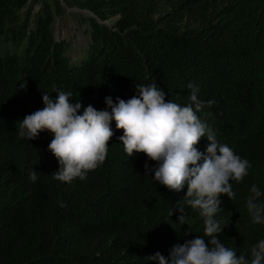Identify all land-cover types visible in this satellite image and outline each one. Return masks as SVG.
<instances>
[{
    "label": "trees",
    "instance_id": "obj_1",
    "mask_svg": "<svg viewBox=\"0 0 264 264\" xmlns=\"http://www.w3.org/2000/svg\"><path fill=\"white\" fill-rule=\"evenodd\" d=\"M69 8L91 15L70 13L88 35L75 56L53 37ZM153 83L182 106L188 84L198 87L201 120L251 164L243 181H231L235 198L221 197L218 239L237 255L264 239V224L246 209L252 185L264 203V0H0V264H158L146 257L169 258L175 245L203 236L198 211L185 206L183 222L170 215L186 186L174 192L146 177L155 162L125 153L114 120L103 165L71 183L53 179L51 133L17 135L44 93L71 91L82 114ZM207 144L202 138L199 150Z\"/></svg>",
    "mask_w": 264,
    "mask_h": 264
},
{
    "label": "clouds",
    "instance_id": "obj_2",
    "mask_svg": "<svg viewBox=\"0 0 264 264\" xmlns=\"http://www.w3.org/2000/svg\"><path fill=\"white\" fill-rule=\"evenodd\" d=\"M189 102L180 105L166 98L165 91L153 83L137 85V95L127 101L105 98L106 109L96 110L88 105L80 114L81 103H72L71 91H57L55 99L44 93L43 108L26 115L17 123L20 139L35 140L41 132H49L53 139L48 150L59 168L53 179L71 183L86 179L89 172L103 165L108 155L109 143L114 136L111 122L123 132L118 139L129 157L144 154L156 167L145 164L146 177L170 191L186 195L170 215L179 213L178 220L186 219V208L198 211L204 217V234L175 245L169 258L160 253L146 257L158 264H264V239L250 247L249 252H237L226 246L218 237L222 233V219L217 218L221 197L235 198L231 181H243L251 167L250 162L237 155L231 147L220 144L215 132L202 121L198 113L206 106L199 96V88L188 84ZM213 101H208L211 107ZM206 138V150L198 148ZM29 180H37L31 171ZM262 193L252 185L246 198V209L254 224H264ZM61 207L66 205L60 202Z\"/></svg>",
    "mask_w": 264,
    "mask_h": 264
},
{
    "label": "rangeland",
    "instance_id": "obj_3",
    "mask_svg": "<svg viewBox=\"0 0 264 264\" xmlns=\"http://www.w3.org/2000/svg\"><path fill=\"white\" fill-rule=\"evenodd\" d=\"M37 6H34L36 9ZM78 13L82 16H91L83 10L75 8L66 9L61 17H56L54 22L53 37L57 40H62L69 45V54L75 56L88 41V35L83 31V26L77 25L75 17L70 13Z\"/></svg>",
    "mask_w": 264,
    "mask_h": 264
}]
</instances>
